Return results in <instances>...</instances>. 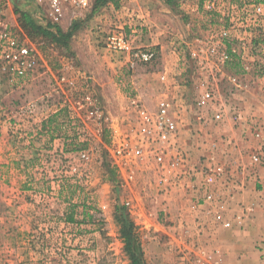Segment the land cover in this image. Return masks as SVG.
Returning <instances> with one entry per match:
<instances>
[{"label": "rangeland", "instance_id": "rangeland-1", "mask_svg": "<svg viewBox=\"0 0 264 264\" xmlns=\"http://www.w3.org/2000/svg\"><path fill=\"white\" fill-rule=\"evenodd\" d=\"M0 1L11 24L19 27L49 67L34 78L0 81V107L6 110L0 114V140L5 138L10 154L8 162L0 158V264H129L115 220L116 207L123 205L146 264H264L263 197L249 202L238 197L255 184L264 189V157L260 164L249 157L259 150L251 125L264 127V24L253 30L249 43L225 42L231 53L225 73L236 76L242 87L226 80L218 87V96L236 105L243 121L240 126L230 120L216 124L210 121L211 109L195 104L197 73L187 53L192 47L204 48L209 32L225 21L206 8V0H168L172 8L194 7L186 19L193 23L190 36L169 47L179 57L172 86L181 89L165 95L176 99L179 141L188 153V167H196L197 174L178 185H164L153 167H120L110 150L133 126L138 106L155 109L164 94L158 76L164 63L158 45H142L155 52L154 59L129 68L122 55L108 51L106 37L121 27L138 46L155 25L137 18L135 23L141 24L131 32L128 0H107L97 10L91 0L88 8L68 10L54 22L65 32L76 25L65 47L30 35L19 25L15 6L38 24L52 23L45 6L36 0ZM161 2L154 0V6ZM60 77L64 82L59 84ZM85 95L91 99L87 104L101 110L99 116L87 117V104L80 116L62 106L64 100ZM79 150L87 152L85 161L79 160ZM217 165L226 173L204 181L208 166ZM22 181L23 187H16ZM188 183L229 193L224 212L229 227H220L205 214L213 205H194L202 193L181 188ZM70 213L72 222L67 221Z\"/></svg>", "mask_w": 264, "mask_h": 264}, {"label": "built area", "instance_id": "built-area-1", "mask_svg": "<svg viewBox=\"0 0 264 264\" xmlns=\"http://www.w3.org/2000/svg\"><path fill=\"white\" fill-rule=\"evenodd\" d=\"M36 1L48 9L49 18L54 23L61 20L68 10L81 11L88 8L91 0ZM205 5L208 10L219 14L225 22L224 25L209 32L204 48L192 47L188 50V59L194 73H197L194 80L198 87L195 104L199 109H211L210 121L213 123L220 124L230 120L235 126H240L243 117L239 115V109L236 105H228L218 96V87L226 80L234 83L236 88L242 87L236 82V76L225 73L224 66L231 58L225 42L235 40L241 44L249 43L253 30L264 24V4L247 2L235 5L229 0H206ZM105 44L108 51L122 55L129 68H134L138 63H148L155 57V52L151 48L133 45V40L121 27H116L107 35ZM243 60L241 59L242 62ZM42 61L35 46L24 37L19 27L11 24L5 6L0 1V81L14 83L45 73V68L49 70V67ZM243 66L246 67L247 64L243 63ZM164 79L165 75H161V80ZM58 82L59 84L64 82V77H60ZM71 99L64 100L62 106L68 108L70 112L79 111V116L81 109L87 104L86 101L90 103L91 100L88 95ZM87 105V117L99 116L101 110L97 106ZM176 105V99L164 93L158 99L154 110L143 105L136 108L133 126L124 135L119 136L110 149L118 166L130 170L153 167L161 175L160 181L164 185L172 183L178 185L185 178H192L197 174L196 167H188V153L179 141L181 122L173 112ZM19 113L23 115L24 111ZM0 114H6L2 107ZM251 126V136L259 143V150L252 152L249 157L252 162L260 164L264 157V127ZM76 154L81 161L87 159V152L84 150H79ZM224 173L226 171L220 165L208 166L202 176L205 177L204 181L209 182ZM199 184H183L181 188L191 190L194 195L201 192L200 199H197L194 205L199 203L213 205L211 210L204 208L205 214H210L211 219L220 227H229L230 221L224 216L229 193L215 192L210 188L200 190Z\"/></svg>", "mask_w": 264, "mask_h": 264}, {"label": "crops", "instance_id": "crops-1", "mask_svg": "<svg viewBox=\"0 0 264 264\" xmlns=\"http://www.w3.org/2000/svg\"><path fill=\"white\" fill-rule=\"evenodd\" d=\"M165 1L166 0H162L163 3L161 2V6H154V0H128L126 4V12L128 20L130 19L129 21H131L128 27L130 28L131 32L138 30V28H136V24H141L135 23L137 18H141L144 23L149 22L151 26L155 25L154 29L150 27V30L152 29L153 33H149L148 35H146V37H144V43H141V45H137L148 46L156 44L155 46H159L161 59L164 63V71L158 72V76L161 77V75H165V79L163 81L159 79L161 84V91H163V93L175 94L176 92L179 93L181 88L179 85L172 86V83H175V81L173 82V78L171 77V75L173 74V76L177 77L176 74H178L179 72V57L169 47L178 46L182 42V40H180L179 38L183 36H190L193 23L186 21V19L188 18L187 14L193 15L192 12L194 10V7L192 6V8H189L188 6L183 5L181 7L172 8L167 3L168 0L166 2ZM148 7L150 10H148ZM145 30L147 29H144V31ZM179 82L181 83L182 81ZM150 87L152 88V86ZM53 141L55 142L56 140ZM59 144L64 145V141L63 143ZM1 145L4 149H0V158L2 159V162H8L5 158L9 157L10 154L8 152L6 153L8 147H6V141L3 137L0 140V146ZM54 145H56V143H54ZM61 146L62 145H60L59 148L60 152L63 151V147ZM6 168H8V166H6ZM23 182L24 181H22L20 185L16 187H23ZM261 188L263 187L255 184L253 190L252 188L248 192H246L245 190H241L238 197L241 198L240 200H244L246 202L255 201L254 199L256 197L258 198V196H262L264 198V189ZM263 198L261 199L264 200ZM256 201H260V198H258Z\"/></svg>", "mask_w": 264, "mask_h": 264}, {"label": "trees", "instance_id": "trees-1", "mask_svg": "<svg viewBox=\"0 0 264 264\" xmlns=\"http://www.w3.org/2000/svg\"><path fill=\"white\" fill-rule=\"evenodd\" d=\"M107 0H95L93 10H97ZM15 11L18 13L19 25L27 31L30 35L40 36L51 41L65 46H68V40L71 37V33L76 29V25L69 31L65 32L61 30L54 23L48 22L45 26L36 23L29 13L19 6H15ZM114 180V179H112ZM115 220L119 224V231L124 243V250L129 258V264H146L143 259V252L141 249L138 235L135 231L134 224L129 217L126 207L120 206L115 209ZM67 221H73V215L70 213L67 215Z\"/></svg>", "mask_w": 264, "mask_h": 264}]
</instances>
